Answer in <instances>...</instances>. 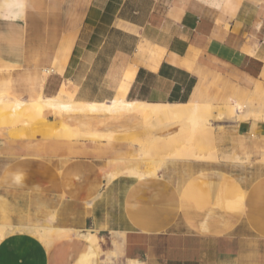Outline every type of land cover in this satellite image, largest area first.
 I'll list each match as a JSON object with an SVG mask.
<instances>
[{
    "label": "crops",
    "instance_id": "obj_1",
    "mask_svg": "<svg viewBox=\"0 0 264 264\" xmlns=\"http://www.w3.org/2000/svg\"><path fill=\"white\" fill-rule=\"evenodd\" d=\"M212 80L222 87L212 96L235 95L225 102L235 112L239 98L264 89V0H0V92L25 102L65 85L83 103L195 100L210 110L201 99L212 98ZM47 113L57 116L0 120L10 127L0 132V225L12 228L0 264H264L259 163L170 160L156 176L107 180L104 171L130 158L129 143L9 135L49 124ZM86 113L136 115L57 121ZM88 122L68 124L112 132ZM47 225L63 236L46 244L24 229Z\"/></svg>",
    "mask_w": 264,
    "mask_h": 264
},
{
    "label": "rangeland",
    "instance_id": "obj_2",
    "mask_svg": "<svg viewBox=\"0 0 264 264\" xmlns=\"http://www.w3.org/2000/svg\"><path fill=\"white\" fill-rule=\"evenodd\" d=\"M210 87L212 88L210 89ZM209 89L214 91L210 92ZM221 89L222 87L213 80L207 83L204 89V94H206L208 97H212L201 99V101L211 102L210 110L207 113L208 115H203L204 117L207 115V129H204V132L198 129L196 124L191 123L189 120L184 118L156 120L148 126L149 122H146L136 115L131 116L129 114H123L118 118H110L107 116L104 121H98L102 119V116L90 115L86 113L80 117L79 123L78 119L70 117H66L65 121L73 126H80L79 124H85L89 120L92 124L97 123L94 128H110L111 131L116 134H120L121 132L126 133L125 138L128 140H106L107 142L125 141L131 145L132 150V153L129 154V157L132 158L130 162L126 161L122 162V164L121 162L116 161L118 165L116 166L115 170L112 171V173H107L104 171V174L109 175L111 178L120 173H125L126 169L138 168L139 170H144L146 168L158 166L161 163V160L169 155L174 154L181 159L186 160H208L210 158L209 161L225 160L245 166L256 162L259 163V165L262 167V171H264V89L257 87L255 89L254 95L249 94L239 98L243 108L241 107L240 109H237L236 112L233 111L232 108H228L225 104V102L230 101L229 98H235L233 93L225 94L224 96L218 95L219 97L212 96V94L217 92L221 93ZM7 94L11 98L16 96V94L11 92V89L8 87ZM12 119L13 118L8 115H0V120ZM46 119L51 123L60 121H57L58 117L52 113H47ZM239 123H244L247 125L249 131L247 130L244 133L232 131V126L230 125ZM86 127L88 126L85 124L83 127H81V129H85ZM7 129L8 128L0 127V132H6ZM168 133L172 135L170 138L164 139V142H167L166 144L162 140L150 143L151 139L155 136L166 135ZM52 139L53 138L50 140ZM31 140L37 139L31 138ZM65 140L101 141L92 140L88 137ZM146 149L149 152V158L151 160H148L144 163L139 160H134L135 157L137 158L139 153ZM195 156L197 158H195ZM62 236L63 235L61 234L54 236L52 239L43 241H48L47 243L49 244L55 238H60ZM114 263L124 264V262L120 261L119 259H116Z\"/></svg>",
    "mask_w": 264,
    "mask_h": 264
},
{
    "label": "bare ground",
    "instance_id": "obj_3",
    "mask_svg": "<svg viewBox=\"0 0 264 264\" xmlns=\"http://www.w3.org/2000/svg\"><path fill=\"white\" fill-rule=\"evenodd\" d=\"M45 70L47 73L53 72L52 68H48ZM239 108H241V106H239ZM43 109H51L57 116H61L63 113H77V112L108 113L112 115H118V114L130 112V113L136 114L138 117L142 118L146 122H149L148 126L151 125L156 120L183 119L184 118L186 120H189V122L196 124V127L204 132V129L205 130L207 129L206 116L208 115L207 113L209 112V105L199 103L195 100H191L186 103H178V104H169V103L152 104V103L145 102V101L125 100L122 98L113 99L109 103H104V102L103 103H83V102H79V100H75L73 92L67 90L65 85H62L60 89V93L57 96H54V97L47 96L46 97V96H42L39 93L37 97H35V99H33L32 101L30 100V102H25L19 99L18 97L11 98L8 94L0 92V115H5V116L8 115L12 117L13 119L33 118L38 111L43 110ZM204 114H207V115H205L204 117L203 116ZM48 123L49 124L47 125H43L39 127H32V128L28 126L21 127V128L12 127L13 129H10L9 135L12 137H27L30 135L44 134L46 136H53V137L66 138V139L88 137L91 139H99V140H102V139L128 140L125 138L126 133H122V132H121L122 134L121 133L116 134L114 132H84V131L79 130L78 127L77 128L72 127L68 123L62 120L56 123H50V122ZM42 128H44V133H42L41 131ZM171 135L172 134L170 133L166 135H161V136L157 135L151 139L150 143L156 142L158 140H162L164 142V139L170 138ZM164 143L166 144L167 142H164ZM195 158L197 157L195 156ZM131 160L132 158H129V159L121 158V159H118L117 161L122 163L126 161L130 162ZM134 160H137V161L139 160L143 163L148 160H151L149 158L148 150L147 149L143 150L141 153L138 154L137 158L136 157L134 158ZM170 160H186V159H181L175 154L169 155L163 160H161V163L159 165L163 166L165 165V162L170 161ZM159 165L153 166L151 168H146L144 170H141V169L139 170L138 168L137 169H126L125 173L135 175L140 179L145 178V177L155 176L158 174V172L162 168ZM105 177L107 178V180L111 179L109 175H106ZM26 227H28V225ZM16 228L18 227L16 226ZM24 229L30 232L38 233L40 237L42 238V240L44 241L48 239H52L54 236L61 235L65 231V230L63 231L61 229L55 228V227H51L49 225L45 227L37 226L34 228H24ZM11 230L12 228H10V226L7 227L6 225H0V238H2L7 233L11 232ZM94 235L95 234H92L90 232L80 234L82 238L90 242H93L96 239ZM47 242L45 243L48 244ZM127 264H143V262L139 259H130L127 262Z\"/></svg>",
    "mask_w": 264,
    "mask_h": 264
}]
</instances>
